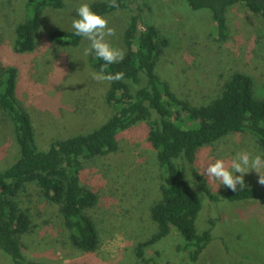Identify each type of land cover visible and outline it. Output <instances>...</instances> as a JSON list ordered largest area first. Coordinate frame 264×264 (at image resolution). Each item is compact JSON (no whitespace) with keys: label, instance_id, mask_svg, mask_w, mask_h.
Masks as SVG:
<instances>
[{"label":"rangeland","instance_id":"rangeland-1","mask_svg":"<svg viewBox=\"0 0 264 264\" xmlns=\"http://www.w3.org/2000/svg\"><path fill=\"white\" fill-rule=\"evenodd\" d=\"M95 1L100 0H64L61 8L44 7L36 48L18 53L14 49L16 26L30 16L27 0H0V62L17 69L16 96L30 115L40 150L50 149L57 140L97 129L116 110L106 99L110 82L92 78L91 74L99 70L93 65L92 53L83 54L90 42L82 38L76 46L63 45L50 36L56 29L73 30L72 21L79 18L76 8ZM138 5H142L147 21L170 38L156 71L179 98L206 103L217 96L221 85L235 71L250 74L256 96L264 98V19L244 3L227 11L230 34L225 42L214 38L215 25L208 8L193 9L186 0H131L133 10ZM131 12L119 8L103 14L109 27L115 29V36L107 39L124 53V31ZM175 114L173 120L178 126L199 127L200 122L187 114ZM148 133V123L139 122L119 132L118 150L84 159L80 182L99 194L98 202L89 209L100 235V245L94 252L75 249L61 240L64 227L58 206L46 207L31 187L30 195L22 199L33 202L39 218L34 231L23 238L27 259L43 264H140L135 246L138 239L155 232V224L148 226L149 208L160 198L163 182ZM260 150L248 131L230 132L199 147L194 164L183 161L203 202L197 228L205 229L210 226V219L215 221L212 240L195 264H264V185L258 183L259 174L252 170L244 175V180L262 198L230 201L221 197L213 201L197 185L206 181L210 190L221 196L226 187L209 181L198 171L217 159L228 162L241 151L262 156ZM0 151V161H6L0 168L14 163L18 155L14 129L1 108ZM43 207L44 214L40 215L38 209ZM163 241L149 249L148 256L158 258L161 264H183L186 255L176 250L180 243L177 232L173 229L171 239ZM0 264H14L2 249Z\"/></svg>","mask_w":264,"mask_h":264},{"label":"trees","instance_id":"trees-1","mask_svg":"<svg viewBox=\"0 0 264 264\" xmlns=\"http://www.w3.org/2000/svg\"><path fill=\"white\" fill-rule=\"evenodd\" d=\"M186 1L193 9L211 10L214 38L221 42H225L230 34L226 14L233 5L244 3L253 14L264 19V0ZM109 3L110 0H100L89 5L103 15L117 9L109 7ZM117 3L119 8L132 11L124 31V59L105 66L93 52L92 62L97 70L104 67L106 74L122 72L124 78L110 82L106 99L116 110L97 129L57 140L50 149L40 150L30 115L16 96L17 69L0 62V108L11 120L18 148L14 163L0 168V249L14 264H43L27 259L23 252V238L34 231L39 218L34 213L33 202L22 199L24 195H30L31 187L46 207L58 206L60 223L64 227L63 242L84 252L97 250L100 235L89 209L96 205L99 194L80 182L84 159L118 150L119 132L139 122L146 121L149 125L148 143L156 151L163 179L161 196L149 208L148 226L155 224V232L148 238L138 239L135 246L136 261L140 264H161L158 258L148 256V250L161 240H170L173 229L180 239L176 250L186 255L183 264H195L212 240L214 219H210L209 227L197 228L203 202L199 190L186 174L183 161L194 164L199 147L212 144L230 132L248 131L264 155V98L256 96L254 78L241 71L232 72L217 96L206 103L179 98L156 71L157 61L170 44V38L157 25L147 21L142 14V5L135 11L131 0H117ZM26 5L30 16L16 26L14 49L18 53L36 48V34L42 25L44 7L61 8L64 0H27ZM50 36L63 45L73 46L83 38L76 36L74 29H56ZM221 76L223 79L224 74ZM175 111L198 120L199 127L178 126L173 120ZM197 185L213 201L221 197L230 201L263 197L246 184L237 191L226 188L221 196L214 194L206 181ZM42 209H38L42 211H39L40 215L44 214L45 207ZM156 253L158 255L159 251Z\"/></svg>","mask_w":264,"mask_h":264},{"label":"clouds","instance_id":"clouds-1","mask_svg":"<svg viewBox=\"0 0 264 264\" xmlns=\"http://www.w3.org/2000/svg\"><path fill=\"white\" fill-rule=\"evenodd\" d=\"M109 7L118 9L117 0H110ZM76 10L79 18L72 21L74 34L90 42L83 54L87 56L94 52L96 57L105 62V66L122 61L125 55L124 51L114 47L107 39L115 36V29L109 27L108 19L94 11L88 3H82ZM91 75L97 81L115 82L124 78L122 72L106 74L104 67ZM252 170L259 174L258 183L264 185V157L261 155L253 156L249 152L241 151L228 162L217 159L215 162L207 163L198 172L207 176L209 181H218L219 185L237 191L238 187L245 185L244 175Z\"/></svg>","mask_w":264,"mask_h":264},{"label":"crops","instance_id":"crops-1","mask_svg":"<svg viewBox=\"0 0 264 264\" xmlns=\"http://www.w3.org/2000/svg\"><path fill=\"white\" fill-rule=\"evenodd\" d=\"M4 162H6V161H0V164H1V163H4Z\"/></svg>","mask_w":264,"mask_h":264}]
</instances>
